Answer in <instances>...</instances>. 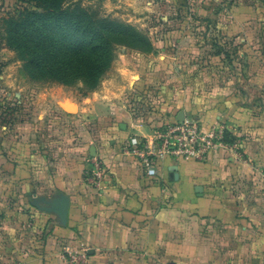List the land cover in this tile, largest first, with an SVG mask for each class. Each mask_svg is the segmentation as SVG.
Listing matches in <instances>:
<instances>
[{"label": "crops", "instance_id": "crops-1", "mask_svg": "<svg viewBox=\"0 0 264 264\" xmlns=\"http://www.w3.org/2000/svg\"><path fill=\"white\" fill-rule=\"evenodd\" d=\"M210 2L197 0L202 15ZM251 12L218 2V56L221 41L236 55L249 44ZM191 40L157 35L153 51L124 70L137 78L132 100L107 92L66 115L93 125H77L80 138H49L26 123L0 131V264H66L65 248L85 249L87 264H264V66H232L228 77L214 67L218 77L193 82L206 70L190 59ZM181 113L207 129L222 125L240 148L204 162L164 158L147 176L127 141L150 140ZM94 161L106 170L101 191L88 181Z\"/></svg>", "mask_w": 264, "mask_h": 264}, {"label": "rangeland", "instance_id": "rangeland-1", "mask_svg": "<svg viewBox=\"0 0 264 264\" xmlns=\"http://www.w3.org/2000/svg\"><path fill=\"white\" fill-rule=\"evenodd\" d=\"M222 1L234 3L235 6L244 4L252 8L251 41L246 47L238 48V55L231 52L234 49L228 46L227 41L219 43L225 54L222 56L216 54V51L220 50L215 46L216 43H213V40L219 38L215 13L218 12V2ZM67 2L101 17L129 23L147 35L152 43L157 35L168 31L191 35L190 59L198 57L199 67L206 70L201 76L190 74L189 77H192L193 82H199L201 79L208 82L212 81L213 77H218L215 71L210 70L211 68L226 67L222 76L228 77L237 75L230 73L232 66L239 69L246 62H250L252 66L259 64L261 67L264 66V0H213L209 3L210 7L205 15H202L197 0H67ZM26 11L45 12L39 4L31 0H0V131L2 134L17 130L26 123L43 130L49 138L54 131L61 136L68 137L74 134L80 138L83 129L77 125L84 124L83 126L92 132L87 128L92 124L87 119L80 121V118L75 119L74 123L69 122L66 115L76 111L79 114L80 109L86 108L90 98L97 96L96 99L101 100V96L105 97L107 92L110 95L118 93L119 97L122 100L126 99L127 102L133 99V85L137 78L134 75L129 77L124 70L134 68L138 54L145 52V48L139 50L123 45L115 47L113 61L94 88L86 86L81 79L65 83L52 78H41L29 68L27 61L13 45L9 34L8 21L19 20ZM202 37L204 41H200ZM202 42L205 43L203 57L199 50ZM227 49L230 52L229 56L226 54ZM249 112L253 114L260 112V106L250 108Z\"/></svg>", "mask_w": 264, "mask_h": 264}, {"label": "trees", "instance_id": "trees-1", "mask_svg": "<svg viewBox=\"0 0 264 264\" xmlns=\"http://www.w3.org/2000/svg\"><path fill=\"white\" fill-rule=\"evenodd\" d=\"M45 12L26 11L9 22L13 45L29 68L41 78L71 83L83 80L94 88L109 68L115 47L123 45L145 52L153 44L129 23L101 17L67 0H31ZM226 141L235 143L226 131Z\"/></svg>", "mask_w": 264, "mask_h": 264}, {"label": "built area", "instance_id": "built-area-1", "mask_svg": "<svg viewBox=\"0 0 264 264\" xmlns=\"http://www.w3.org/2000/svg\"><path fill=\"white\" fill-rule=\"evenodd\" d=\"M239 148L238 142L231 144L226 141V130L222 125L215 124L207 129L200 122L185 118L164 124L150 140L137 135L130 137L125 152L138 160L147 176L156 177L158 163L164 158H195L204 162L222 149ZM105 173V168L94 161L88 176L89 184L103 190ZM63 257L66 264H87L83 248H65Z\"/></svg>", "mask_w": 264, "mask_h": 264}, {"label": "water", "instance_id": "water-1", "mask_svg": "<svg viewBox=\"0 0 264 264\" xmlns=\"http://www.w3.org/2000/svg\"><path fill=\"white\" fill-rule=\"evenodd\" d=\"M184 119H185L184 114L181 113V115L179 116L178 120H179V121H183ZM122 127H123V126H122Z\"/></svg>", "mask_w": 264, "mask_h": 264}]
</instances>
